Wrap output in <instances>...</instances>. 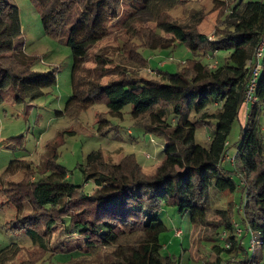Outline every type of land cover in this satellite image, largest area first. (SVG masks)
I'll use <instances>...</instances> for the list:
<instances>
[{"label":"trees","instance_id":"16d2710c","mask_svg":"<svg viewBox=\"0 0 264 264\" xmlns=\"http://www.w3.org/2000/svg\"><path fill=\"white\" fill-rule=\"evenodd\" d=\"M31 1L45 34L56 38L71 11L79 8L66 39L75 64L73 92L62 114L74 117L87 107L103 105L106 112L96 117L102 130L103 124H109L105 116L123 120V108L131 105L128 114L133 125L164 143V158L152 177L144 175L134 154L110 164L101 150H94L76 165L83 177L82 184L76 185L71 182L72 171L57 163L54 144L39 170L29 162H11L6 174L19 172L23 177L19 182H7L1 193L21 215L17 228L30 239L32 254L43 257L48 253L47 260H53L50 241L59 228L61 239L67 238L61 240L64 243L77 238L84 241V247L77 248L81 254L75 253L76 248L55 254L69 260L76 254L77 258L90 256L93 264H178L162 254L159 237L166 227L158 220L159 211L163 206L175 207L180 214L189 213L192 224H208L204 197L211 183L222 192H241L240 223L245 231L249 228L255 233L264 250V134L260 130L264 60L254 89L256 100L247 109L234 164L228 169L221 163L227 136L246 104L244 97L253 71L249 62L264 37V0H214L221 6L212 41L200 31L208 15L203 8L182 20L171 15L191 0H127L129 10L124 19L123 0ZM114 23L120 24L119 52L115 56L98 52L93 55L97 65L85 69L83 65L91 59L89 50L107 37V24ZM150 24L154 28L146 26ZM20 35L17 7L0 0V104L9 86L17 101L35 100L56 81L54 70L34 71L36 58L15 47L13 43ZM176 43L193 56L184 61L179 72L157 69L155 79L139 77L148 66L144 51L163 50ZM218 52L227 55L215 68L203 62ZM167 107H171V121L166 119ZM193 113L199 117L190 120ZM203 126L212 132L206 144L200 145L195 134ZM86 183L92 184L88 193L83 189ZM27 208V214L22 215ZM216 213L220 220L214 227L228 233L230 247L214 246L216 259L202 264H245L250 259L251 264H261L254 255L249 257L242 238L233 236L231 207ZM20 250L15 244L1 249L0 264L12 261ZM223 252L233 256L232 262L220 259Z\"/></svg>","mask_w":264,"mask_h":264},{"label":"rangeland","instance_id":"374dc122","mask_svg":"<svg viewBox=\"0 0 264 264\" xmlns=\"http://www.w3.org/2000/svg\"><path fill=\"white\" fill-rule=\"evenodd\" d=\"M5 1L16 6L19 14L21 35L13 44L22 49L27 56L36 58V63L33 66L34 71L54 70L56 81L54 86L44 90L42 97L35 100L17 101L15 91L12 86H9L5 89V98L0 104V250L13 244L21 248L19 254L7 264H93V258L90 256L83 258L76 256V254H81L77 248L84 247L83 239H70L64 243L61 240H67V238L61 239L58 234L59 228L52 234L50 241V248L54 250V253L51 254L53 260H47L50 256L48 253L43 257L40 253L32 254L34 247L30 239L23 230L17 228V221L21 215L6 202L1 193L7 182H19L23 177L22 173L19 172L11 176L7 175L8 166L11 162L24 161L31 163L35 170H39L40 165L45 160L49 146L54 144L58 154L57 163L72 171L71 182L80 185L83 177L76 165L83 163L86 155L91 151L101 150L106 161L110 164H117L123 156L134 154L141 167L148 168L162 162L164 143L160 137L144 133L133 125L128 114L131 111V105L123 108V120L119 117L105 116L109 124L107 126L103 124L102 130L99 129L96 117L98 114L106 112L103 105L87 107L74 117L69 114H62L73 92L71 77L75 64L71 51L66 45V39L79 8L76 7L71 11L60 36L56 38L45 34L38 9L31 0ZM191 1L188 4H181L180 7L171 12V15L182 20L196 10L203 8L208 15L205 22L200 26V31L207 34L208 39L212 41L214 39V21L221 5L214 0ZM128 4L127 0H123V19L129 10ZM146 26L154 28L152 24ZM119 27L120 24L117 23L107 24L106 30L109 34L89 50L91 59L83 65L85 69L94 68L97 65L93 55L98 52L117 55L121 45ZM218 53L217 55L214 54L213 57L204 59L203 62L208 65L215 61L220 62L227 55L225 52ZM143 56L148 59V66L139 73V77L143 79L157 78L158 75L155 71L160 69V65L165 66L161 71L179 72L184 66V61L193 58L188 49L178 44L163 50H146L143 52ZM263 59L264 50L263 58L259 61L260 65H262ZM82 73L79 69L78 74L81 75ZM248 107L250 105L243 104L227 136L225 151L229 158H233L236 154ZM212 110V108L208 109L209 112ZM166 111V119L171 121V107H167ZM189 117L190 120H195L199 116L193 113L189 114ZM211 122L215 124V120H211ZM260 130L264 134V115L260 117ZM211 132L209 127L199 128L195 134L196 143L205 145ZM223 165L228 169L232 166L229 162ZM234 177L236 178V176ZM83 189L85 193L90 192L92 184L86 183ZM242 198L243 195L239 190L233 193L222 192L211 183L204 197L207 220L210 221L204 225L192 224L189 213L180 214L175 207L163 206L158 215L159 222L166 227V231L159 237L162 244V254L170 256L178 264L214 262L216 254L212 248L217 246L222 249L225 244L220 239V234L224 230L222 228L216 229L217 226L214 227L220 220V215L216 212L228 210L231 207V221L243 228L240 223L242 211L239 210ZM27 211L28 208L24 210L22 215L27 214ZM176 230H180L182 234L176 236ZM243 233L242 243L249 257L253 253L254 258L260 259L261 264H264V250L260 247V239L256 237L254 251H248L250 235L245 232L244 228ZM68 248L77 249L75 250L76 254L73 253V259L69 260L68 256L55 255L57 252ZM219 256L222 261L232 262L233 256L226 255L225 252ZM100 260L102 263L105 261L103 258Z\"/></svg>","mask_w":264,"mask_h":264},{"label":"built area","instance_id":"2783aa9c","mask_svg":"<svg viewBox=\"0 0 264 264\" xmlns=\"http://www.w3.org/2000/svg\"><path fill=\"white\" fill-rule=\"evenodd\" d=\"M263 50H264V37L262 38L261 42L257 45L253 52L252 60L249 62L250 64H253V71H252V76L250 79V83L248 86V89L245 93L244 101L246 103V106L252 105L256 98L254 96V89L256 86V80L258 78V75L261 70V65L259 61L263 58ZM264 60V59H263ZM217 66V61L213 62L212 64H209L210 68H215ZM227 145V144H226ZM235 158H229L228 154L225 153V155L221 159V163H231V165L234 164ZM240 211H242L241 208H239ZM232 226H233V236L236 239H240L243 237V228H241L236 222L232 221ZM250 235V241H249V248L248 251H254L255 249V243H256V235L253 231H251L249 228L245 231ZM182 233L180 230L175 231L176 236H180ZM228 238V233L226 231H222L220 234V239L224 241V248H229L230 247V241L227 240ZM253 254V253H252ZM251 254V256H252ZM245 264H251V259L245 263Z\"/></svg>","mask_w":264,"mask_h":264},{"label":"crops","instance_id":"0c3cea01","mask_svg":"<svg viewBox=\"0 0 264 264\" xmlns=\"http://www.w3.org/2000/svg\"><path fill=\"white\" fill-rule=\"evenodd\" d=\"M219 53H216L215 55H217ZM165 66L160 65V69H163ZM160 164L155 165L154 167H148V168H144L142 166V171L144 173V175H146L147 177H152L156 171V168L159 166Z\"/></svg>","mask_w":264,"mask_h":264}]
</instances>
